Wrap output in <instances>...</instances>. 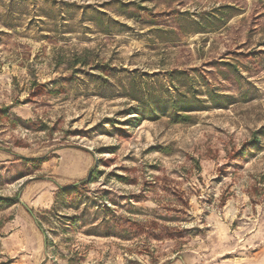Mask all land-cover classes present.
Segmentation results:
<instances>
[{
	"label": "rangeland",
	"instance_id": "374dc122",
	"mask_svg": "<svg viewBox=\"0 0 264 264\" xmlns=\"http://www.w3.org/2000/svg\"><path fill=\"white\" fill-rule=\"evenodd\" d=\"M0 264H264V0H0Z\"/></svg>",
	"mask_w": 264,
	"mask_h": 264
}]
</instances>
